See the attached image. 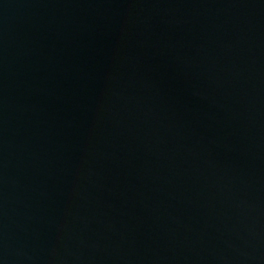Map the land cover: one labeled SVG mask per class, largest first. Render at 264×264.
Here are the masks:
<instances>
[{
	"label": "water",
	"instance_id": "1",
	"mask_svg": "<svg viewBox=\"0 0 264 264\" xmlns=\"http://www.w3.org/2000/svg\"><path fill=\"white\" fill-rule=\"evenodd\" d=\"M0 264H264V0H0Z\"/></svg>",
	"mask_w": 264,
	"mask_h": 264
}]
</instances>
